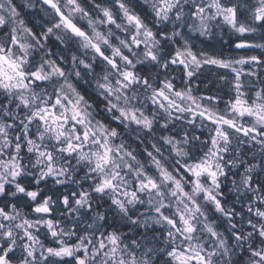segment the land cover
<instances>
[{
	"label": "snow or ice",
	"instance_id": "6c2138e0",
	"mask_svg": "<svg viewBox=\"0 0 264 264\" xmlns=\"http://www.w3.org/2000/svg\"><path fill=\"white\" fill-rule=\"evenodd\" d=\"M23 4L39 28L0 0V264H264V0ZM224 33L246 52L193 40Z\"/></svg>",
	"mask_w": 264,
	"mask_h": 264
},
{
	"label": "flooded vegetation",
	"instance_id": "af4514ba",
	"mask_svg": "<svg viewBox=\"0 0 264 264\" xmlns=\"http://www.w3.org/2000/svg\"><path fill=\"white\" fill-rule=\"evenodd\" d=\"M15 3L19 6V9L22 13V16L29 22V25H35L39 28L44 23L43 13L39 11L40 5L37 4L36 9H27L24 7L23 0H15ZM235 41L237 37L232 36L228 33H224L222 38L220 34H217L211 40L203 38H193L194 43L197 45V48H204L209 52L223 53L225 56L232 55V51L235 50L231 43H224V41ZM245 39L253 40L256 43H264V33H256L253 37H245ZM203 41V42H201ZM239 54H243L246 50H235ZM260 50L256 49L251 54H259ZM221 70L217 69H206L198 78H194L192 81V87L196 90V94L199 95H216L218 91H221L217 87V74ZM174 75L177 77V85H181L179 71L175 72ZM220 107H223L221 102ZM102 108V105H101ZM199 134V133H197Z\"/></svg>",
	"mask_w": 264,
	"mask_h": 264
},
{
	"label": "trees",
	"instance_id": "16d2710c",
	"mask_svg": "<svg viewBox=\"0 0 264 264\" xmlns=\"http://www.w3.org/2000/svg\"><path fill=\"white\" fill-rule=\"evenodd\" d=\"M233 54H239L238 52H236L235 50L232 51Z\"/></svg>",
	"mask_w": 264,
	"mask_h": 264
}]
</instances>
